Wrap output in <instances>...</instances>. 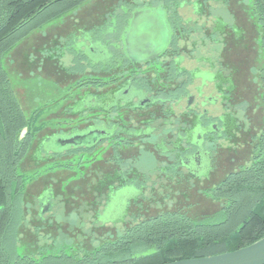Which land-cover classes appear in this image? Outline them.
Listing matches in <instances>:
<instances>
[{
  "label": "trees",
  "instance_id": "16d2710c",
  "mask_svg": "<svg viewBox=\"0 0 264 264\" xmlns=\"http://www.w3.org/2000/svg\"><path fill=\"white\" fill-rule=\"evenodd\" d=\"M88 1L0 0V264H160L235 250L263 237L264 0H248L256 29L249 38L255 64L249 58L246 63L252 81L239 91L238 68L228 61L212 74L223 94L221 115L183 106L198 71L182 64L177 31L189 34L191 25L177 3L167 5L166 12L171 47L153 58L137 60L124 49V33L142 8L129 2L111 6L92 29L52 40L43 53L60 62L69 82L57 81L60 97L53 103L25 109L7 56L30 34ZM244 33L239 30V41ZM141 91L151 95L150 109L130 100ZM241 91L250 93L251 104L261 111L259 130L249 126L250 116L239 115ZM198 126H203L199 144ZM48 128L71 137L98 131L80 142L46 148L55 135L44 134ZM246 132L247 162L202 188L220 203L216 212L197 217L185 206L154 211L213 177L221 150L241 155L237 146ZM200 147L202 162L204 151L210 160L201 176L186 166ZM142 157L155 162L149 171L140 167ZM60 172L68 176L56 179ZM40 179H46L45 186L31 195L29 187ZM128 185L140 193L129 201L124 217L100 223L101 210ZM46 198L49 209H44ZM29 222L35 239L25 249L22 229Z\"/></svg>",
  "mask_w": 264,
  "mask_h": 264
},
{
  "label": "rangeland",
  "instance_id": "374dc122",
  "mask_svg": "<svg viewBox=\"0 0 264 264\" xmlns=\"http://www.w3.org/2000/svg\"><path fill=\"white\" fill-rule=\"evenodd\" d=\"M120 1L122 0H91L76 11L70 12L50 23L43 29L33 32L10 52L5 63L10 71L14 87L18 91L19 98H21L25 109L29 110L31 104L40 105L52 102L54 99L57 100L60 95L56 92V78L60 82L62 81V83L69 82L66 79L64 70L60 66V62L57 64L54 61H51L52 65L49 68L47 67V64L45 63L46 56L44 57L45 54L43 53L45 46H50L52 40L66 36L72 31L79 32L81 28H87L93 24L99 23L111 6L119 3ZM248 5V0H229V7L227 9H221L219 5L215 11L217 14L224 12L223 15L226 20L239 24V30L243 29L245 31L244 35L247 36L245 38L243 37L242 40L235 44L230 41L229 45L224 48L222 56L224 62L228 61L230 64L235 63L238 68V71L235 73V81L238 83L239 91L242 90V88H244L251 79L252 74H249L246 66L248 58L252 60L253 65L255 64L254 58L252 57L251 59V56L249 55L251 54L249 51V38H251L252 34L256 33V29L255 24L249 15ZM185 14L189 16L196 15L192 9H186ZM212 23V21L209 22L210 25H212ZM167 35V29L164 26L163 16L160 12H157V10L141 12L134 16L131 22V31L128 36L131 49L127 50L137 60H144L147 58V55L136 49V42L145 40V38L157 40ZM193 40H196L199 48L194 55L189 52L185 55L183 65L188 68H198L200 70L201 73L199 72V76L192 87V93L197 96V102L201 110L206 108L211 116H216L223 111L221 102L220 99L218 101H209L204 99L210 95L217 96V92L214 89V81H210L208 75H206L207 73H203L205 71L212 70V68H210V65H212L211 62H213L212 60H215L217 56V53L214 50L215 46L208 38L204 43V39L200 35L192 37L187 43L188 46L192 45L191 43ZM92 55L94 58V54H91V56ZM52 68L54 71H52ZM56 68L57 72L55 71ZM245 83L246 85H244ZM198 88L202 90L201 95L198 94ZM239 97L243 101L241 105H239V115L250 116L249 126L259 130V127H261L262 114L256 106L257 103L255 102L251 104L253 99L252 95L248 92L245 93V91H241ZM183 105H186V100L183 102ZM49 109L52 108L48 107L46 110ZM47 132L48 131H44L43 133L45 134ZM249 135V132H246L243 136H241V138L245 140L237 146V149L239 148L241 150V155L232 150L225 152L224 150L220 151L216 165V172L213 177L209 180L207 179L205 184L203 182L202 184H196V186L188 191L186 196H183L184 194L174 195V198L171 200V204L169 205H155L154 211L164 207L174 208L177 206H185L194 216L197 217L216 212L220 208V203L207 197L203 193L202 188L204 185L206 186L208 184H212L213 181H216L227 169L235 167L238 163L247 162L250 158V146L248 147L246 145ZM69 137L71 136L65 134H55L50 141L45 143V147L53 148L56 146V142L59 138ZM206 154L207 152L204 151L205 159L203 162L200 164L195 163L196 169L194 173L199 176L206 174L210 169V160ZM29 163L30 161H26L25 166L29 167ZM154 164L155 162L150 157H142L139 162L140 167L145 171H149ZM30 166L32 167V162L30 163ZM59 174V176L55 175L56 179L68 176L67 174L65 175L61 172ZM45 184L46 179L35 181L29 187L30 194L35 195L40 193L39 191H42ZM139 193L140 190L132 185L119 188L112 196L109 203L101 210L97 220L103 224H115L118 220H121L124 217L129 201L137 197ZM45 201L49 202V199L46 198ZM32 228V222L23 226L22 231L24 236L23 242L26 245L25 249L30 248V246L34 243L35 237L32 234ZM48 231L55 232V230L53 231L51 228Z\"/></svg>",
  "mask_w": 264,
  "mask_h": 264
},
{
  "label": "flooded vegetation",
  "instance_id": "af4514ba",
  "mask_svg": "<svg viewBox=\"0 0 264 264\" xmlns=\"http://www.w3.org/2000/svg\"><path fill=\"white\" fill-rule=\"evenodd\" d=\"M123 2L124 3L129 2L132 5H138V6L142 7L138 11H135L136 13L134 16H136L137 14H139L141 12L151 11V10H157V12H160L162 14L163 22H164L165 27L167 29L168 35L164 37L163 41H161V42L156 41L155 43H153L154 44L153 46L144 45L143 42H139V41H137V46H136V49H138L142 52H147V51L152 50V49L155 50V46H158V49H161V50L154 57L158 56L162 52L169 51V49L171 47V45H170V40H171L170 24H169V21L167 19L166 12L168 10L167 5L169 6V5H171L170 3H174V4L177 3V5L179 6V8H178L179 12L183 15V17L185 19L190 20V25H191L190 26L191 32L189 34H187V33L184 34V32L181 33L180 28L177 31V33L180 34L179 42H180V46H181L180 51L182 53V55L180 56L182 59V64H183L185 55L188 54V52L190 54L194 55L195 52H197V50L199 48L198 47L199 45L197 44L196 40H193V42L191 43L192 44L191 46H188V44H187L188 41L192 37H194V36L197 37L198 35H200L201 37H203L204 43H205L206 39L208 38L211 42H213V44L215 46L214 50L217 53L215 60H212L213 61V62H211L212 65H210V68H212V70L203 72L204 74L207 73L206 75H208L210 81H212V74L214 71L219 72V70L223 69V62L224 61H223L222 56H223L224 48L229 45L230 41H232L234 44L239 41V24H235L233 21L231 22L229 20H226V18L223 15L224 12L221 14H217L215 12L219 5H220L221 9H227L229 7V4L222 5V3L220 1H217V0H179L178 2H176V0H122L119 3L122 4ZM123 6L125 8H127L125 5H123ZM186 9L187 10L192 9L193 12L196 13V15L195 16L186 15L185 14ZM210 21L213 22L212 25L209 24ZM94 25H96V24H93L92 26L87 27V28H81V30H79V32L72 31L70 34H72V33L80 34L81 32H85L89 29H92ZM130 31H131V25H130L129 29L124 33L123 44H124V49L127 52H128L127 49H131L130 41H129V37H128ZM67 35H69V34H67ZM45 50H46V48H45ZM44 57H45V61H46L45 63L47 64V67L49 68L52 65L51 61H54V60H53V58H49V56L47 58L46 54L44 55ZM147 58H153V57H147ZM54 62L58 64L59 61L56 59ZM232 64H235V63H232ZM235 68H236V65H235ZM190 69H195L196 73L198 71V76H199L200 70L198 68H190ZM52 71H54L53 68H52ZM55 71L57 72V68ZM55 81L57 82L59 80L56 78ZM214 89L217 92V96L210 95L207 98L205 97L204 99L205 100L207 99L209 101H218L220 99L222 109L224 110L223 94H222L221 90H219L218 88L214 87ZM131 90H132V87H130V86L125 88V90H124L125 95L129 96L128 94H130ZM109 91H110V89H109ZM198 92H199L198 93L199 95L202 94V90L200 88H198ZM130 100L134 101L135 103L140 104L141 106H145V107L153 102L151 95L149 93L148 94L145 93L144 91H141L138 96H135ZM183 106H185L187 108L188 107L189 108H196V110H198L201 114L202 113L209 114V112L206 108H204L202 110L199 108V104L197 102V96L192 93V88H191V93L186 98V105H183ZM148 108L150 109L151 107L148 106ZM222 112L218 115H221ZM60 115H61L60 113L57 114V117ZM211 125L214 129L217 128L216 123H212ZM46 131H48L47 133H50V134H58V130H52L51 128H48ZM97 131H98V129L92 128L89 131L85 132L84 134L89 133V135L94 136V134H96ZM202 131H203V126H198V128H197V139H196L198 144L202 140ZM77 135H80V134H77ZM59 139H64V138H59ZM57 142H60V141H57ZM203 150H204V148L202 149L200 147L198 150H196L193 153V155H191V159L186 162V166L189 169H192L195 171V169H196L195 163L200 164L202 162L201 158L203 156ZM49 208H50V202L45 201L44 202V209H49Z\"/></svg>",
  "mask_w": 264,
  "mask_h": 264
},
{
  "label": "water",
  "instance_id": "95a60500",
  "mask_svg": "<svg viewBox=\"0 0 264 264\" xmlns=\"http://www.w3.org/2000/svg\"><path fill=\"white\" fill-rule=\"evenodd\" d=\"M163 39L164 37L157 40L145 38V40L139 42H143L144 45L147 46H153V43H155L156 41L161 42L163 41ZM160 50L161 49H158V46H155V50H149L147 52H144V54L147 55V57H154L160 52ZM87 136H89V133L59 139L58 141H60L62 144L76 143L85 140ZM160 264H264V236L249 245L240 247L235 250L206 256L183 258Z\"/></svg>",
  "mask_w": 264,
  "mask_h": 264
}]
</instances>
